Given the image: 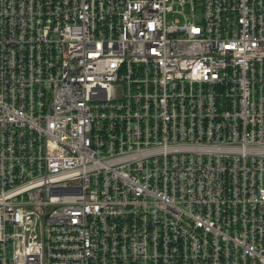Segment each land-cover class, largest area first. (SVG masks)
<instances>
[{
  "label": "built area",
  "instance_id": "2783aa9c",
  "mask_svg": "<svg viewBox=\"0 0 264 264\" xmlns=\"http://www.w3.org/2000/svg\"><path fill=\"white\" fill-rule=\"evenodd\" d=\"M264 0H0V264H264Z\"/></svg>",
  "mask_w": 264,
  "mask_h": 264
},
{
  "label": "rangeland",
  "instance_id": "374dc122",
  "mask_svg": "<svg viewBox=\"0 0 264 264\" xmlns=\"http://www.w3.org/2000/svg\"><path fill=\"white\" fill-rule=\"evenodd\" d=\"M263 184H264V177H263Z\"/></svg>",
  "mask_w": 264,
  "mask_h": 264
}]
</instances>
